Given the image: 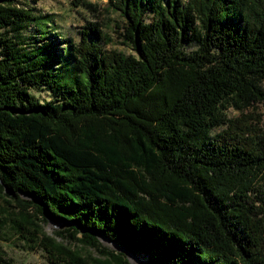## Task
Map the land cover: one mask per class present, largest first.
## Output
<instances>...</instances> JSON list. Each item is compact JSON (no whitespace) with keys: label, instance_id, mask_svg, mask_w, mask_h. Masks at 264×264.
I'll return each instance as SVG.
<instances>
[{"label":"trees","instance_id":"1","mask_svg":"<svg viewBox=\"0 0 264 264\" xmlns=\"http://www.w3.org/2000/svg\"><path fill=\"white\" fill-rule=\"evenodd\" d=\"M37 1L0 0V230L51 264H131L101 237L145 264H264V0H108L127 54L94 20L60 38Z\"/></svg>","mask_w":264,"mask_h":264},{"label":"rangeland","instance_id":"2","mask_svg":"<svg viewBox=\"0 0 264 264\" xmlns=\"http://www.w3.org/2000/svg\"><path fill=\"white\" fill-rule=\"evenodd\" d=\"M99 5L101 8V14L98 18H92L87 11L81 6H73L71 0H38L34 4V14L51 15L53 23L47 25V29L51 26L55 27V34H58L60 38H69L73 43H77L79 40V30L87 25V20L98 21L101 24L100 28L104 32L109 40L103 44V47L107 50H118L125 54L133 53L128 45L121 43L122 39L118 37L115 31L114 24L119 22L117 14L108 6V0H89ZM109 8L107 11L106 9ZM52 29V28H51ZM37 31L32 24H28L23 30L24 37L23 48L31 49L34 44L39 43L38 37H32V35L38 36ZM52 35V34H51ZM49 38H51L49 36ZM48 38V39H49ZM58 40V39H56ZM59 47V43L55 44ZM194 46L192 44L186 45V49L190 50ZM60 48L57 49L59 51ZM34 93L41 98H46V90H33ZM257 117L261 119V123L264 124V108L258 107L255 109ZM229 116H236L239 113L234 109L228 110ZM67 223H56L54 221L42 222L41 230L47 234L55 235L57 231L65 228ZM59 240L64 238L58 237ZM65 240V239H64ZM69 243V242H67ZM101 243L112 251H119L110 241L101 237ZM0 249L4 251V255L11 258L15 264H51L42 248L33 243H25L18 235L12 233L9 229L0 230ZM93 256H97L96 250H91ZM125 257L131 264H145V260L139 254H133V256ZM134 257V258H133ZM136 257V258H135ZM138 259V260H137Z\"/></svg>","mask_w":264,"mask_h":264},{"label":"water","instance_id":"3","mask_svg":"<svg viewBox=\"0 0 264 264\" xmlns=\"http://www.w3.org/2000/svg\"><path fill=\"white\" fill-rule=\"evenodd\" d=\"M119 251L124 252L126 255L128 256H133V254L131 252H129L128 250L124 249V247H122L121 245L110 241ZM134 258V257H133ZM136 258V257H135ZM138 260V259H137Z\"/></svg>","mask_w":264,"mask_h":264}]
</instances>
